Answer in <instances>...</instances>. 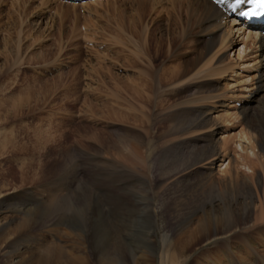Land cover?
I'll return each mask as SVG.
<instances>
[{
	"label": "rangeland",
	"instance_id": "rangeland-1",
	"mask_svg": "<svg viewBox=\"0 0 264 264\" xmlns=\"http://www.w3.org/2000/svg\"><path fill=\"white\" fill-rule=\"evenodd\" d=\"M126 1L127 6L124 0H0V227L5 225L0 264H10L14 252L28 256L55 244L70 258L87 256L94 262L92 242L104 243L109 234L121 238L124 244L117 250L124 257L149 225L147 200L154 214L155 264H182L183 259V264H214L222 258L217 247L207 249L214 244L200 243L184 257L169 250L175 229L195 209L191 203L208 193V171L181 182L174 177L203 146L210 145L207 155L228 146L231 157L240 160L237 146L247 134L255 131L264 138L254 118L264 113V90L252 96L258 101L246 97L252 83L245 75L254 74L256 59L253 52L236 59L239 41L222 50L227 61H245L237 69L238 83L229 79L228 69L211 72L203 87L191 79L173 89L163 84L162 75H177L180 63L197 60L203 39L190 34L171 47L166 30V49L152 62L141 27H161L158 36L167 28L165 2L154 11L148 4L141 9L137 30L138 14ZM214 53L203 58V65ZM218 100L226 104L222 118L202 130L193 127L194 115L188 120L182 115L188 104L197 112L211 110ZM219 164L212 170L216 184L226 165ZM240 173L250 175L244 166ZM35 210L40 219L21 229L22 218ZM73 227L87 230L93 241L81 242Z\"/></svg>",
	"mask_w": 264,
	"mask_h": 264
},
{
	"label": "bare ground",
	"instance_id": "bare-ground-1",
	"mask_svg": "<svg viewBox=\"0 0 264 264\" xmlns=\"http://www.w3.org/2000/svg\"><path fill=\"white\" fill-rule=\"evenodd\" d=\"M120 1L123 0H116V2ZM124 1L125 2H121V4L127 6V1ZM220 1L221 3L217 4L214 0H130L128 5H131V9L136 11L135 14H138L139 19H137V23L135 22L136 25L133 26V28L138 30L141 27V20L144 18V11L141 9L145 10L148 4L151 11H154L158 9L161 3L165 2L164 9H167V28L158 36L161 27L158 29L155 24L151 30L149 29V24H146L144 28L141 27V29H143V33L141 32V34L145 37V41L148 42V46L146 45V50H148L147 54L150 57L152 56V62H154L158 58V55L162 54L166 49L164 47L165 43H163L165 42L164 36L166 35V30L169 36L167 38L168 43L170 42L169 46L171 47L183 36L185 37L190 34L200 35L203 39L201 42L203 43L204 51L200 53L197 60L180 63L179 68L181 71L177 75H172L169 78H165V75H162L161 81L163 84L167 83L173 89H176L184 82L192 79L193 81L195 80L194 82L198 83V86L203 87L205 86L204 78H208L211 72L216 71L219 72L218 74H221L226 73L228 69L232 72L229 79L238 83L241 78L238 79L237 77L239 75L237 69L243 67L245 61L243 63L236 60L235 62L231 59L227 61L228 56L225 52H222V50L231 48L232 46L234 47V44L240 41L242 44L237 48L238 52L236 53V59L238 60L240 58L239 56H246L249 52H253L254 58L256 59L254 74L251 76L249 74L245 75L247 83H252L250 86L252 88H248L249 95L246 97H251V99L258 101L259 99L256 98L257 96H252L264 90V35L259 33L260 30L258 28H247L244 24L239 23L236 16L229 13L228 6L233 0ZM229 16L232 17L229 18ZM131 23L133 24V22ZM251 46H254V50ZM151 48L157 51L158 54H153L152 52L154 50ZM250 48L252 50H250ZM169 50L171 49L169 48ZM215 50L216 53L213 55L211 54V56L208 57V62L203 65L201 62L204 60L203 58ZM200 62L203 65L202 67L199 66ZM218 65H222L226 68H221L222 66L219 67ZM249 67L247 69H249ZM149 80L150 78H146V84L149 83ZM233 84H231V87L238 86V84L235 86H233ZM210 97L211 96L204 98L200 97L193 102L197 103L198 101H204ZM212 98L216 97L213 96ZM188 105L183 107L184 111L182 115L186 117L185 120H188L190 116L194 115V118H192L193 127H200L202 130L208 123H215L213 119L219 118L218 121H220V118H222V115L220 116L219 114L220 108L225 107L226 104L224 101L218 100L211 110L210 108L207 109V107H201L197 109V112L188 109L191 107ZM246 109L247 107H244L242 111H246ZM260 111L259 114L256 113L254 115V118L258 119V126L260 129L262 128V130H264V122H262L264 121V113L262 110ZM177 121L175 120V122ZM185 123H188V121ZM175 125L178 127L180 123H176ZM184 130L188 131L189 129ZM247 136L248 137H244V140H242V142L240 141L237 146L240 160H235L231 157L228 146L225 147L223 152L214 150L207 155L210 145H206L203 146L204 152H195L198 158H191L187 162L188 165H185V169L176 172V174H172H175V181H180L185 180L199 171L205 173L208 171L205 177L208 193L200 199H194V203L191 204L196 210L193 209L190 213L188 212L189 215L187 217L185 216V220L182 218L184 222H180L181 224L179 223V227L174 231L176 232V240H174V244L171 242L169 250H174L176 255L178 254L181 257L187 256V251L194 249L195 246L200 243L202 246L214 244L207 249L211 251L214 247H217L222 253L221 260L214 262V264H264V138L261 134L259 136L255 131L250 132ZM199 154H202V156L200 157ZM204 161L205 163H203ZM217 163H220V167L226 163L224 168L222 170L220 169L222 178H220L221 180L218 181V184H216L212 175V170ZM240 166L248 168L250 175H241ZM233 168H235V171ZM147 198L149 199L148 195H146V199ZM217 199L219 202L216 201ZM150 205H152L150 200H147L145 207H143L146 209V221L149 225L144 226L140 234L135 238L137 242L135 250L129 251V254L125 253L124 257H122L121 254L123 252H121L120 255L117 250L119 246L124 244L121 238L118 237L120 239L118 242V238L109 234V240H106L107 242H99L97 245L91 240L87 230H80L77 227H73L75 236L77 239H80L81 242L91 243L93 241L92 245L94 244L93 246L96 248L94 250L96 254H92L94 256L92 257L94 262L87 258V256L80 259L70 258L63 247L55 244L53 247L32 251L28 256L21 255L22 253L19 252H14L10 257V264H155L157 245L155 242L156 238L154 239V214L153 211H151L152 208H150ZM198 210H201V213L199 216H196ZM29 213L31 214H28L27 217H23L22 221L19 223L18 226L21 229L26 228V226H28L27 224L30 222V224H32L33 221L37 222L40 219V213H38V211L35 210ZM179 216L184 217V214L181 215L180 213ZM2 230H5V225L0 227V232ZM136 250L138 254H135ZM27 251L25 250L24 253ZM180 263H185V259Z\"/></svg>",
	"mask_w": 264,
	"mask_h": 264
},
{
	"label": "snow or ice",
	"instance_id": "snow-or-ice-1",
	"mask_svg": "<svg viewBox=\"0 0 264 264\" xmlns=\"http://www.w3.org/2000/svg\"><path fill=\"white\" fill-rule=\"evenodd\" d=\"M252 4L261 10L260 14L264 15V0H235L236 5ZM241 16L249 15L248 12H241Z\"/></svg>",
	"mask_w": 264,
	"mask_h": 264
}]
</instances>
